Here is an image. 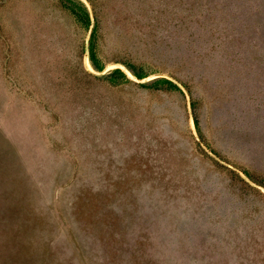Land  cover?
<instances>
[{
	"label": "rangeland",
	"instance_id": "1",
	"mask_svg": "<svg viewBox=\"0 0 264 264\" xmlns=\"http://www.w3.org/2000/svg\"><path fill=\"white\" fill-rule=\"evenodd\" d=\"M0 264H264V0H0Z\"/></svg>",
	"mask_w": 264,
	"mask_h": 264
},
{
	"label": "trees",
	"instance_id": "2",
	"mask_svg": "<svg viewBox=\"0 0 264 264\" xmlns=\"http://www.w3.org/2000/svg\"><path fill=\"white\" fill-rule=\"evenodd\" d=\"M79 8L86 15V11H85L84 7H79ZM89 58H90V61H91L92 65L95 66L96 68H99L98 63H97V59H96V56H95L94 52H90ZM128 68L133 72V74L135 76H137L138 78H142V76L138 73V71L136 70L135 67H133L131 65H128ZM117 73H120L121 74V72L119 71V69L114 70L111 73V75L117 74ZM162 82H168V81L165 80V79H158V80H155L151 85L155 86V85H157L159 83H162Z\"/></svg>",
	"mask_w": 264,
	"mask_h": 264
},
{
	"label": "water",
	"instance_id": "3",
	"mask_svg": "<svg viewBox=\"0 0 264 264\" xmlns=\"http://www.w3.org/2000/svg\"><path fill=\"white\" fill-rule=\"evenodd\" d=\"M86 52H87V47H86Z\"/></svg>",
	"mask_w": 264,
	"mask_h": 264
}]
</instances>
